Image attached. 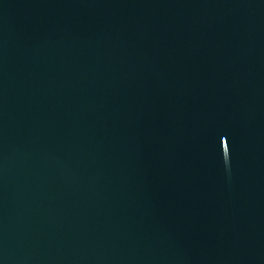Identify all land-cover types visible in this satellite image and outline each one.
I'll return each mask as SVG.
<instances>
[{
  "label": "water",
  "instance_id": "1",
  "mask_svg": "<svg viewBox=\"0 0 264 264\" xmlns=\"http://www.w3.org/2000/svg\"><path fill=\"white\" fill-rule=\"evenodd\" d=\"M0 264H264V0H0Z\"/></svg>",
  "mask_w": 264,
  "mask_h": 264
}]
</instances>
